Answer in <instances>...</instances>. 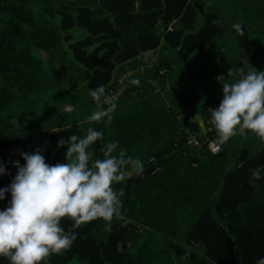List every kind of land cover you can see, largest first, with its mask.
I'll list each match as a JSON object with an SVG mask.
<instances>
[{"label": "trees", "instance_id": "1", "mask_svg": "<svg viewBox=\"0 0 264 264\" xmlns=\"http://www.w3.org/2000/svg\"><path fill=\"white\" fill-rule=\"evenodd\" d=\"M205 1L208 4L201 27L188 32L195 29L197 21L191 0H0V113H4L0 118V160L17 151L21 141L18 133L25 130L22 109L42 90L44 70L36 50L66 62L61 51L62 33L74 27L88 32L86 38L70 44L74 61L83 69L88 93L99 86L106 89L118 65L156 50L162 40L166 50L180 47L178 54L184 62H195V56L207 53L217 41L226 42L229 33L236 31L232 27L235 23L242 24L244 34L253 24L261 25V35L252 44L259 52L246 47L244 56L255 69L264 71V0ZM45 15L61 16L60 24ZM171 24L172 32L159 33V25L167 28ZM168 61L163 51L151 78L162 82L166 76H160L158 70L167 67L170 74ZM240 61L244 60L239 56L223 62L201 60V78L212 80L223 75L235 81L237 76L230 78L228 73L244 67ZM221 84L217 81L212 85L207 101L198 107L202 117L209 103L220 105ZM142 87L144 94L116 103L110 126L105 127L103 121L86 125L103 133V140L92 146L94 159L104 158L100 149L105 143L118 141L114 155L126 149L129 156L139 143L151 138L150 149L142 152L149 163L145 161L144 168L134 174L127 166L126 179L113 185L117 193L123 191L121 217L113 219L106 240L99 234L105 225L102 219L81 225L75 229L77 238L71 248L53 255L47 264H175V257L186 255L188 248L199 243L201 257L190 252L191 264H257L264 259V148L249 158L243 153L232 165L227 153L230 140L217 156L205 149L197 152L187 145L191 133H177L174 124L165 120L163 109L155 107L158 98L151 92L152 85L143 81ZM122 103L127 105L120 109ZM66 133L34 131L27 140L31 153L39 150L50 165L61 163L65 148L57 145ZM152 158L162 167L157 174H153L156 165ZM4 167L8 174L0 176V188L9 187L17 174ZM254 168L261 169V179L253 184ZM5 196L0 210L11 201L10 192ZM185 214L189 221L184 240H177V226L170 224ZM72 225L70 219L62 221L65 231ZM140 228L157 238V247L151 252L146 240L134 256L128 240ZM0 264L10 262L0 257Z\"/></svg>", "mask_w": 264, "mask_h": 264}, {"label": "clouds", "instance_id": "2", "mask_svg": "<svg viewBox=\"0 0 264 264\" xmlns=\"http://www.w3.org/2000/svg\"><path fill=\"white\" fill-rule=\"evenodd\" d=\"M217 23H219L217 21ZM239 36L243 26H232ZM244 67L230 69L228 76L216 79L223 84V99L218 108L209 109L210 123L215 127L219 145L236 136L246 138L251 132L264 142V71H258L248 61H240ZM139 86L140 81L130 82ZM89 95L99 108L87 117L88 123L105 122L111 125L117 105L106 95L104 86L89 90ZM103 140V133L89 127L86 134L71 135L58 141V146L68 145L66 163L50 165L39 150L21 153L25 161L18 169L12 183L0 188V201L11 193L9 206L0 210V257L10 264H47L53 255L69 250L77 238L75 229L97 219H102L111 230L114 218L122 215L123 203L113 185L126 179L125 168L129 164L140 165L127 156L119 142H108L100 151L104 158L94 159L93 145ZM142 170V169H141ZM252 182L261 179V169H251ZM0 162V176L7 175ZM70 219L72 228L65 231L62 221ZM264 264V259L257 261Z\"/></svg>", "mask_w": 264, "mask_h": 264}, {"label": "rangeland", "instance_id": "3", "mask_svg": "<svg viewBox=\"0 0 264 264\" xmlns=\"http://www.w3.org/2000/svg\"><path fill=\"white\" fill-rule=\"evenodd\" d=\"M206 2V1H205ZM208 3L206 2V5ZM204 9V7H203ZM207 9V7H206ZM48 20L55 24H60L61 16H44ZM249 31H246L243 36H239L236 31L229 33L226 43L223 45H217V54L220 56L216 62H223L231 57H242L245 61H248L244 48L248 47L255 53L259 51L254 50L255 46L253 42L258 41L256 37L261 34L260 26L252 25ZM63 40L61 43V51L66 56V62H60L59 58L49 55L44 51L36 50V56L41 60L44 70L43 86L40 92L34 93L28 105L22 109L21 125L25 130L18 133V137L21 141H18L17 151H14L5 159L0 160L3 165L11 167L18 172V169L14 166V161H19L21 165L25 164L22 156L23 153L32 154L30 151V145L27 140L31 133L41 129H48L56 131L59 135L64 134V139L67 140L71 135L83 136L86 134L87 117L91 115L92 109V97L89 95L86 89V80L82 67L76 63L73 59L72 52L70 50V44L82 40L88 36V32L80 27H74L68 32L62 33ZM71 37L69 41L66 37ZM219 52L221 53L219 54ZM216 54V53H215ZM217 55V57H218ZM222 56V57H221ZM64 56L62 55L60 59ZM185 62L171 65L172 71L166 76L162 82L152 84V91L157 99L155 107L163 109L166 115L165 120L171 121L176 127L177 133L186 130L190 132L192 136L197 134L200 129V122H203L201 111L198 107L207 101L210 96L209 90L218 81L216 78L212 80H205L201 78V83L196 80L197 70L192 73L191 69L184 66ZM249 63V62H248ZM195 75V76H194ZM204 75V74H203ZM202 70H201V76ZM227 80V78H225ZM223 85V84H221ZM126 99V98H125ZM119 101L118 103L122 102ZM127 104H123L120 109L125 108ZM4 113H0L2 118ZM92 124V123H91ZM202 131V130H201ZM151 138H146L142 143H139L134 148L129 157H133V160L140 161V165L129 164V173L134 174L144 168V164L149 163V159L145 160L142 152L150 149ZM20 144H25L20 147ZM231 148L228 149L229 164L232 165L236 162L242 154L245 153L246 157H250L254 153H257L264 148V142L256 137L251 132L247 137L236 136L230 139ZM58 147V145H57ZM65 148V156L61 163H66V153L68 145L63 146ZM62 148V149H63ZM59 149V148H58ZM56 153H59V150ZM153 151V149L149 150ZM162 168L161 166H159ZM171 226H177L179 231L176 236L177 240H184L183 231L189 221L188 214L180 216L178 219H173ZM108 229L106 224L100 230V236L106 240ZM150 241L152 246L151 252L157 247V238H151L146 229H138L132 232L128 240V248L132 255L137 256V253L141 245L146 241ZM153 249V250H152ZM201 243L194 246V248H188L187 252H196L201 257L202 251ZM155 252V251H154ZM189 253L184 256L175 257V264H191ZM195 263L192 262V264Z\"/></svg>", "mask_w": 264, "mask_h": 264}, {"label": "built area", "instance_id": "4", "mask_svg": "<svg viewBox=\"0 0 264 264\" xmlns=\"http://www.w3.org/2000/svg\"><path fill=\"white\" fill-rule=\"evenodd\" d=\"M174 29L173 24L167 27V32H172ZM160 64V60L158 58H154L152 61H148L147 58L142 56L137 57L134 61H129L122 65H118L112 75V80L105 89L106 95L114 100L115 103H118L121 100L129 96H137L144 94L145 91L142 87V82L145 81L147 84L156 83V78H151V73L157 69ZM170 72V69L167 67L159 68L158 74L160 76H167ZM134 79H138L140 81L139 86H135L130 82ZM92 109L93 111L99 110V108H106L107 105L101 104L97 105L96 102L92 99ZM219 104L215 102L209 103L205 106L203 110V125L202 131L201 129L197 134L193 137H190L187 140V145L194 149L195 151H201L205 149L209 154L213 156H217L223 152L224 145H219L217 132L215 127L210 123L211 113L209 109L218 108ZM199 129V128H198ZM156 165V168L153 174H157L161 168L159 167L155 158L151 159Z\"/></svg>", "mask_w": 264, "mask_h": 264}, {"label": "crops", "instance_id": "5", "mask_svg": "<svg viewBox=\"0 0 264 264\" xmlns=\"http://www.w3.org/2000/svg\"><path fill=\"white\" fill-rule=\"evenodd\" d=\"M191 1L193 4V9L196 11V20L197 21H196L195 29L189 30L188 32H196L201 27V25L203 23L202 13L206 10L207 5H206L205 0H191ZM203 7H204V9H203ZM166 29L167 28H164L160 25L158 27L159 33L161 35L168 33L166 31ZM165 43H166V41L162 40L161 45L156 50L143 52L138 57L142 56L144 58H147V60L149 62L152 61L154 58H158L160 60L161 56L163 55V51H165V56L167 57V59L169 60L168 62L171 63V65L173 64V66H176L175 64H179V63H182L185 61L184 60L185 58H183L182 56H180L178 54L180 47L173 48V51H169V50L165 49V45H166ZM225 43L226 42H223V41H217V44L213 48H211L207 53H203L202 56H201V53L199 55L195 56V59H196L195 62H193V61L190 62L188 60V62L184 63V66L190 68L192 73L194 72L195 69L197 70L198 75H196L197 76L196 80H199L200 83H201V70H202L201 60L203 62L206 61L207 59L211 60V61H215L218 58H220V56L217 54L218 51L216 50V46L220 45V44L224 45ZM220 53L221 52H219V54ZM217 55H218V57H217ZM221 55H222V53H221ZM202 125H203V122L201 121L200 125H199V129H201V130H202Z\"/></svg>", "mask_w": 264, "mask_h": 264}]
</instances>
